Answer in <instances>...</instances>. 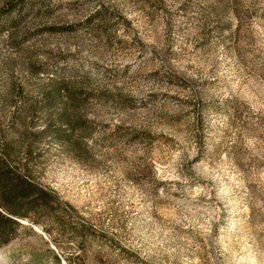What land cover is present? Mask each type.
I'll return each mask as SVG.
<instances>
[{
    "label": "rangeland",
    "instance_id": "1",
    "mask_svg": "<svg viewBox=\"0 0 264 264\" xmlns=\"http://www.w3.org/2000/svg\"><path fill=\"white\" fill-rule=\"evenodd\" d=\"M28 2L0 157L52 196L0 264H264V0Z\"/></svg>",
    "mask_w": 264,
    "mask_h": 264
},
{
    "label": "trees",
    "instance_id": "2",
    "mask_svg": "<svg viewBox=\"0 0 264 264\" xmlns=\"http://www.w3.org/2000/svg\"><path fill=\"white\" fill-rule=\"evenodd\" d=\"M29 0H1L0 1V29L7 27L10 31L9 39L12 44L20 45L19 36L15 29L21 25L25 16L30 11L31 2ZM12 10L15 13L10 16ZM9 13L6 19L1 21L3 13ZM3 22V23H1ZM65 110L62 118L68 123L73 122L72 114L69 113L67 108L70 107L69 100L64 102ZM51 192L48 189L40 188L31 180L23 175L16 174L0 157V204L2 208L8 212L5 213L0 210V230L5 239H7L12 231V226L18 222L9 214L23 215L17 207L26 206L28 208H35L39 203H44L49 207Z\"/></svg>",
    "mask_w": 264,
    "mask_h": 264
}]
</instances>
